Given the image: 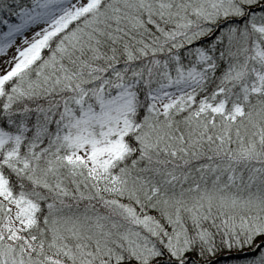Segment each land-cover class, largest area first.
<instances>
[{
  "label": "snow or ice",
  "instance_id": "6c2138e0",
  "mask_svg": "<svg viewBox=\"0 0 264 264\" xmlns=\"http://www.w3.org/2000/svg\"><path fill=\"white\" fill-rule=\"evenodd\" d=\"M0 264H264V0H0Z\"/></svg>",
  "mask_w": 264,
  "mask_h": 264
}]
</instances>
